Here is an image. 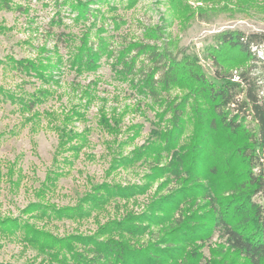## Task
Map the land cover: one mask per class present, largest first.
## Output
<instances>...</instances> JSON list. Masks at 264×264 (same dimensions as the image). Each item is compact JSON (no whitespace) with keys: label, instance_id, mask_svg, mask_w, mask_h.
<instances>
[{"label":"trees","instance_id":"16d2710c","mask_svg":"<svg viewBox=\"0 0 264 264\" xmlns=\"http://www.w3.org/2000/svg\"><path fill=\"white\" fill-rule=\"evenodd\" d=\"M105 1L63 0L62 4L76 13L75 22H86L98 18L90 6ZM134 2L130 0L129 7ZM170 2L175 16L185 23L195 17L190 3L202 1ZM166 31L165 25L147 27L142 39L116 47L98 33L94 39L90 26L69 58L77 75L96 71L103 58L110 60L118 79L158 107V122L147 142L130 154L119 153L110 167L128 168L142 161L149 170L144 184L102 183L81 199L82 204H90L88 211L81 203L52 211L81 217L116 199L128 203L158 182L144 211L127 210L92 235L57 238L27 221L0 217L3 230L22 229L24 237L39 243L42 251L56 258L62 254V262L69 258L74 264H264V34L218 32L206 50L213 67L210 73L199 56L179 48ZM9 62L23 77L50 83L55 82L62 58L52 63L50 55L9 57ZM175 90L182 93L172 96ZM52 94L50 87H41L22 97L0 86L2 99L19 103L21 111L33 113V119L39 116L36 108ZM85 97L87 104L93 101L88 90ZM68 112L66 125L74 117L84 118L76 108ZM121 121L122 115L112 120L102 115L99 122L117 133ZM66 125L58 128L60 148L78 139L84 145L85 136L67 133ZM138 134L139 129L132 139ZM27 210L47 214V206L40 204ZM215 237L218 242L212 246ZM207 246L210 259L202 251Z\"/></svg>","mask_w":264,"mask_h":264},{"label":"rangeland","instance_id":"374dc122","mask_svg":"<svg viewBox=\"0 0 264 264\" xmlns=\"http://www.w3.org/2000/svg\"><path fill=\"white\" fill-rule=\"evenodd\" d=\"M201 1L190 3L196 11L195 17L183 23L175 16L170 0H135L131 7L130 0L95 3L90 8L98 12V18L86 22H75L76 13L63 5V0H0V86L22 97L41 87L53 91L36 108L39 116L34 119L33 113L21 111L19 103L3 100L0 95L1 218L27 221L39 230L63 238L92 235L100 225L120 218L127 210L144 211L158 182L146 194L128 203L116 199L81 217L58 216L52 211L82 204L81 199L102 183L144 184V175L149 170L142 161L128 168L110 170V167L119 153L130 154L147 142L158 122V107L138 95L129 82L118 79L110 60L103 58L96 71L77 75L69 67V58L80 43L79 37L90 26L94 39L98 33L117 47L142 39L147 27L165 25L166 33L177 40L179 48L199 56L211 73L213 67L206 58V50L218 32L234 29L246 34H264V0ZM45 55H50L52 63L62 58L60 69L54 73L55 82L41 83L23 77L9 62V57L20 60ZM86 90L93 95L90 104ZM181 93L175 90L172 96ZM74 108L84 118L74 117L66 125L64 117ZM102 115L109 120L122 115L117 133L102 127L99 122ZM65 125L67 133L71 130L85 136L84 145L78 139L60 148L59 129ZM249 125L254 127L251 122ZM138 129L139 134L133 140ZM191 130L190 126L188 134ZM81 145L79 151L72 150ZM33 204L47 206V214L29 212L27 209ZM82 206L85 211L90 209V204ZM217 242L215 237L211 245ZM38 244L28 241L22 229L13 232L0 227V263L74 264L69 258L62 262V254L56 258L42 251ZM208 247L202 250L206 259L211 258Z\"/></svg>","mask_w":264,"mask_h":264}]
</instances>
